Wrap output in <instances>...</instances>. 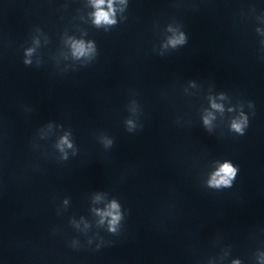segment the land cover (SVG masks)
I'll return each mask as SVG.
<instances>
[{
  "label": "clouds",
  "instance_id": "obj_1",
  "mask_svg": "<svg viewBox=\"0 0 264 264\" xmlns=\"http://www.w3.org/2000/svg\"><path fill=\"white\" fill-rule=\"evenodd\" d=\"M105 0H93V4L96 7L97 11L95 13V23L100 25L101 23L105 24H115L116 21L112 18L114 16V8L112 6V0H109L108 3V11H104L100 6L103 5ZM121 3H124L125 0H120ZM170 32H173V35L168 39L167 45L165 47H171L173 49L178 48L179 46H183L187 43V35L184 31H180L178 29H173L169 27ZM262 46H264V41L260 42ZM73 54L79 58L84 56H89L94 53L95 49L91 43L87 45L83 41H74L72 44ZM33 49H28L26 51V57H30L32 55ZM25 65H31L32 61L30 59H25L23 61ZM250 108H254V105L251 101L248 102ZM214 108H219V105L213 104ZM126 130L130 133H133L137 130L138 125L132 119L125 120ZM204 124L209 125L210 119L205 118ZM249 125V116L245 114L243 111L240 112L239 117L233 119L231 123V130L242 136L245 134V130ZM104 146L106 148H111L114 141L113 139L105 138ZM64 146L68 148H72L73 145L69 141L67 136L61 138L60 143L58 145L60 151L63 154L61 157L62 160H67V153L64 152ZM238 168L234 167L229 161H225L223 164L219 166V168L212 174L211 179L208 181V187L213 189H221V188H231L233 186V181L237 176ZM101 216L110 217L109 220V232L117 235L120 232V221L122 219V214L120 211V205L113 201L109 205V209L106 212L101 213ZM100 245H97V249H99ZM256 264H264V250H257L255 253ZM231 264H243L241 259H235L231 262Z\"/></svg>",
  "mask_w": 264,
  "mask_h": 264
}]
</instances>
